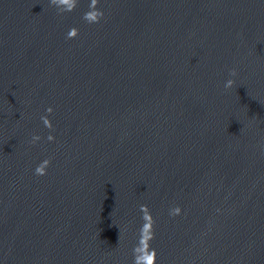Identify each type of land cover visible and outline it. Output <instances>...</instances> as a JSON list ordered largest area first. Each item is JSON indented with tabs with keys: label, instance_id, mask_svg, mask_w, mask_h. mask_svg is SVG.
<instances>
[{
	"label": "water",
	"instance_id": "1",
	"mask_svg": "<svg viewBox=\"0 0 264 264\" xmlns=\"http://www.w3.org/2000/svg\"><path fill=\"white\" fill-rule=\"evenodd\" d=\"M89 2L0 0V264H264V0Z\"/></svg>",
	"mask_w": 264,
	"mask_h": 264
},
{
	"label": "clouds",
	"instance_id": "2",
	"mask_svg": "<svg viewBox=\"0 0 264 264\" xmlns=\"http://www.w3.org/2000/svg\"><path fill=\"white\" fill-rule=\"evenodd\" d=\"M51 6H55L58 14L63 15L65 13L73 12L78 4V0H49ZM99 0H90L88 5V11H86L82 20L89 24H98L104 17V12L98 7ZM79 36V30L76 27H72L66 33V40H74ZM230 76L235 77L237 72L235 69H232L229 73ZM235 84L233 79H228L224 87L225 89H231ZM48 114L53 112L51 107L46 109ZM41 120L44 126L48 129H53V125L48 116H42ZM41 139L38 135H33L30 143L35 144ZM47 140L52 142L55 140V137L51 134L47 136ZM51 164L50 159H45L39 163L35 170L34 174L38 177L44 176L47 174V168ZM139 211L141 213L142 224L138 229V241L137 244L133 247V264H156L157 261V252L156 249L151 247V241L155 239V224L156 220L151 214V210L146 204L139 206ZM182 209L180 206H175L170 209L169 215L171 217H176L181 215ZM120 238V237H119Z\"/></svg>",
	"mask_w": 264,
	"mask_h": 264
}]
</instances>
